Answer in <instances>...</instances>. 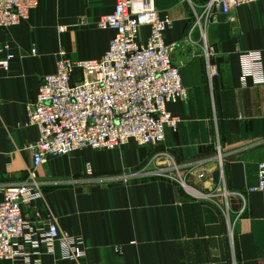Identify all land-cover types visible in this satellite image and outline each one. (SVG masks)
I'll list each match as a JSON object with an SVG mask.
<instances>
[{"label":"crops","instance_id":"1","mask_svg":"<svg viewBox=\"0 0 264 264\" xmlns=\"http://www.w3.org/2000/svg\"><path fill=\"white\" fill-rule=\"evenodd\" d=\"M208 1L151 0L172 20L165 40L187 90L166 106L181 118L177 131L161 145L84 148L36 169L22 217L34 229L54 221L85 249L80 261L60 260L56 249L38 264H264V191H249L264 162V84H244L240 64L241 53L260 52L264 67V1L218 14L203 40L194 14ZM114 3L38 0L26 21L0 28V62L11 56L0 69V199L28 181L38 132L26 125L25 106L41 78L60 52L70 61L103 55L114 31L96 24ZM204 43L215 49L214 80ZM154 172L166 175H146Z\"/></svg>","mask_w":264,"mask_h":264},{"label":"built area","instance_id":"2","mask_svg":"<svg viewBox=\"0 0 264 264\" xmlns=\"http://www.w3.org/2000/svg\"><path fill=\"white\" fill-rule=\"evenodd\" d=\"M261 1L209 0L200 16L194 14L195 24L205 40L204 29L218 14L228 16L241 6ZM37 5L38 0H0V28L26 21ZM171 25L169 16L161 15L151 0H115L112 11L96 24L100 30L114 31L99 59L70 61L62 52L58 54L55 71L41 78L34 102L25 106L26 125L37 129L38 138L30 146L28 181L2 192L0 261L38 264L40 255H53L56 249L60 260L85 257L81 238L59 232L54 221L34 229L22 217L23 200L38 189L36 169L48 158L84 148L114 150L129 140L137 146L161 145L167 130L177 131L181 118L168 112L166 106L185 100L187 90L171 60L174 45L165 40ZM142 28L148 29L145 38ZM204 44L206 75L214 80L219 76L213 61L215 49ZM10 59L7 56L1 61L0 69L8 70ZM240 64L244 84L249 78L254 85L264 84L260 52L241 53ZM249 191H264V162L258 167V184Z\"/></svg>","mask_w":264,"mask_h":264}]
</instances>
